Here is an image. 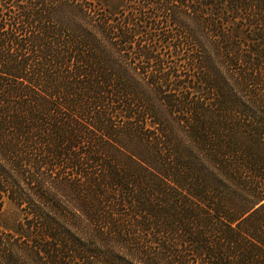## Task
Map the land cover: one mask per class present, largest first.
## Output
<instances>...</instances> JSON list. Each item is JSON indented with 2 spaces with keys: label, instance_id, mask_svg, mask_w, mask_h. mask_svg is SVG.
Instances as JSON below:
<instances>
[{
  "label": "trees",
  "instance_id": "trees-1",
  "mask_svg": "<svg viewBox=\"0 0 264 264\" xmlns=\"http://www.w3.org/2000/svg\"><path fill=\"white\" fill-rule=\"evenodd\" d=\"M0 264H264V0H0Z\"/></svg>",
  "mask_w": 264,
  "mask_h": 264
},
{
  "label": "rangeland",
  "instance_id": "rangeland-1",
  "mask_svg": "<svg viewBox=\"0 0 264 264\" xmlns=\"http://www.w3.org/2000/svg\"><path fill=\"white\" fill-rule=\"evenodd\" d=\"M21 213L20 208H18L14 203L6 201L4 205V211L2 214V220L4 223L11 228L20 219Z\"/></svg>",
  "mask_w": 264,
  "mask_h": 264
}]
</instances>
